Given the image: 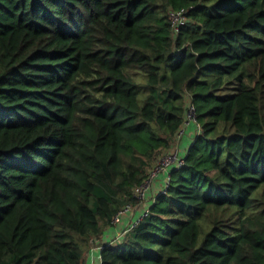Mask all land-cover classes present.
<instances>
[{
  "label": "trees",
  "instance_id": "16d2710c",
  "mask_svg": "<svg viewBox=\"0 0 264 264\" xmlns=\"http://www.w3.org/2000/svg\"><path fill=\"white\" fill-rule=\"evenodd\" d=\"M174 144L100 264H264V0H0V264H85Z\"/></svg>",
  "mask_w": 264,
  "mask_h": 264
},
{
  "label": "built area",
  "instance_id": "2783aa9c",
  "mask_svg": "<svg viewBox=\"0 0 264 264\" xmlns=\"http://www.w3.org/2000/svg\"><path fill=\"white\" fill-rule=\"evenodd\" d=\"M171 20L173 23V28L175 32L179 30V28L185 24L188 20L185 10H171L170 12ZM196 106L192 102V99L188 101L187 104V112H186V122L185 124H189L190 122H194L197 126L198 133L201 132V125L197 121L196 115ZM184 124V126H185ZM184 133V129L179 131V135ZM184 163V159L180 156L179 150L171 149L166 151L161 155L160 161L158 160L157 164L151 170L149 177L134 191V197L138 200V204H144L147 200H149V193L152 192L154 181L156 177L159 175L161 171H163L166 167L171 164H177L181 166ZM170 175L167 176L166 185L164 188H161L159 192H163L166 190V187L170 183ZM153 199V198H151ZM137 206H133L132 203H125L123 207L114 215L112 219V224L117 228L116 234L112 236L110 239L106 240L103 244L98 246V249L101 251L105 244L112 245L120 240L130 232L133 228H135L139 222V220L146 214H148L149 209H143L142 214L139 217H134ZM101 263V257H99Z\"/></svg>",
  "mask_w": 264,
  "mask_h": 264
},
{
  "label": "crops",
  "instance_id": "0c3cea01",
  "mask_svg": "<svg viewBox=\"0 0 264 264\" xmlns=\"http://www.w3.org/2000/svg\"><path fill=\"white\" fill-rule=\"evenodd\" d=\"M195 134V128L193 124H190L185 132V136H184V148H186L188 146V144L190 143V141H192L193 137ZM162 175V174H161ZM160 175V179L155 183V186L153 187L152 192H150L149 194V200H147V202H145L144 204H140L141 207H139L138 209H136L134 217H139L142 213L143 208L148 204H150L151 202V198L150 195L154 194L155 191L160 190V186L162 185V178L163 176ZM117 231V228L115 226H110L106 229L105 233L103 234V236L101 237L100 240L97 241V244H94L90 249L89 252L85 254L84 257V263L85 264H99V257H100V250L98 249V246L103 244L104 242H106V240L110 239Z\"/></svg>",
  "mask_w": 264,
  "mask_h": 264
},
{
  "label": "rangeland",
  "instance_id": "374dc122",
  "mask_svg": "<svg viewBox=\"0 0 264 264\" xmlns=\"http://www.w3.org/2000/svg\"><path fill=\"white\" fill-rule=\"evenodd\" d=\"M172 148H173L174 150H176L177 146L174 144V146H173ZM165 152H166V151H164L163 153H165ZM163 153H162V154H163ZM162 154H161V155H162ZM156 159H157V160H156L155 164L157 163L158 160L160 161L161 157L158 156ZM153 165H154V164H153ZM150 169H151V168H150ZM150 171H151V170H150ZM152 190H153V189H152ZM159 191H160V190L155 191L154 194L150 195V198H153V199H154L155 194H156L157 192H159ZM133 206H135V205H133Z\"/></svg>",
  "mask_w": 264,
  "mask_h": 264
}]
</instances>
